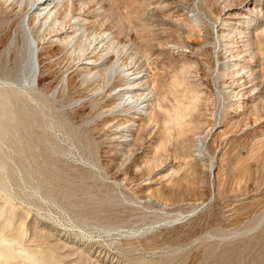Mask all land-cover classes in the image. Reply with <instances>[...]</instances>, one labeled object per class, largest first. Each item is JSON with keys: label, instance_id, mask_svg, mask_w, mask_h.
Masks as SVG:
<instances>
[{"label": "rangeland", "instance_id": "374dc122", "mask_svg": "<svg viewBox=\"0 0 264 264\" xmlns=\"http://www.w3.org/2000/svg\"><path fill=\"white\" fill-rule=\"evenodd\" d=\"M52 9L29 16L34 90L18 85L24 98L0 105L9 111L0 116V264H264V0ZM28 10L27 0H0L3 97ZM76 16L79 29L58 37ZM237 20L241 39L230 32ZM102 31L110 41L99 47ZM222 35L247 64L239 73L222 67ZM113 44L143 75L151 98L141 115L113 112L105 93ZM83 52L105 65L82 72ZM127 125L124 142L112 130Z\"/></svg>", "mask_w": 264, "mask_h": 264}, {"label": "bare ground", "instance_id": "6f19581e", "mask_svg": "<svg viewBox=\"0 0 264 264\" xmlns=\"http://www.w3.org/2000/svg\"><path fill=\"white\" fill-rule=\"evenodd\" d=\"M24 1H26V0H24ZM27 1L29 2V10L27 12L23 13L22 16H19V18L20 17L21 18H20V20L18 22V25H17V26H19V30H20L19 38H20V41L21 42H19L20 44L18 46H16V48H15V53H16V58L15 59L16 60H15V65L12 68L13 70L11 71V73L13 74L14 79L13 80H8L10 78L3 79V83L5 85H8V87L10 86L8 89H4L5 90V92H4L5 95L4 96L5 97H3L2 95H0V97L2 96L0 98V101H1L0 102V105L3 104L4 107H6V103H9L11 101H14V100H16V97H19L20 98V97H22L21 94H24V93L19 92V86L18 85H21L20 88H22L23 92H25V93H27L26 92L27 90L28 91L34 90L35 82H36L35 79L37 78L38 75H40V71H39V64L40 63H38V47L36 45V41H35V37H34V32H33L32 28L29 26V16H30V14H33L34 16L40 15V17L41 16L43 17V15H46V14L50 13L51 10L53 11L54 9H52V8H55V6L59 2H62L63 0H27ZM76 1H78V0H76ZM52 5H53V7H52ZM86 12H87V10H86ZM83 13H82V15H83ZM73 16H74V14H73ZM76 18H77V16H76ZM72 19L74 20L73 17H72ZM79 21H80V19L77 18L73 22L72 21L69 22V23H72V25L70 26V29L62 30V31L60 29L59 30L60 32L57 33V36L58 37H61V39L63 38V40H64V38H67V37H68V39H70L69 36L73 35L74 32H76L79 29ZM51 23H53V22H51ZM41 24H43V23H41ZM46 24H48V23H45V25ZM43 26H44V24H43ZM233 26L234 27L231 29L230 32L241 35V36H239V39H241V37H242V31H241V28L240 27L238 28V26H241V22H239L238 20L236 22L234 21ZM93 37H94V35H93ZM229 37L230 36L225 35L221 39L222 45L224 47V49L222 50V53H221L222 60H223L222 67L227 68V69H231L233 72L239 73L240 69L242 70L243 68H245L247 66V64L246 65H242V66H241V64H239L238 58L236 57V53H234L235 52L234 51V48L236 46H234L232 44L233 42L235 43V41H233V39L231 40ZM15 39H13V40H15ZM57 39H59V38H57ZM93 40L96 41V42L98 41V43L100 44L99 47L104 46L106 44L108 45V43L110 41L109 36L107 35L106 31H102V34L100 33V35L97 38H93ZM10 41H11V39H10ZM90 42H92V41H90ZM237 42H242V40H239L238 41V39H237L236 43ZM93 44H94V42H92V46H93ZM102 44H104V45H102ZM10 45H11V43H10ZM113 46H114V44H113ZM14 47H15V45H14ZM12 49H13V47H12ZM105 49H106V47H105ZM112 49L113 48H111V50ZM242 49H243V47H242ZM10 50H11V47H10ZM84 51H86V50L84 49ZM107 51H106V53H107ZM86 53L83 52L84 58L82 57L83 58V60L81 59L82 62L80 63L78 61L80 63V65H81V69H82L81 71L82 72H83V70L84 71H88V70H91L92 68H96V67L98 68V67H102L103 65H105L104 60H102L101 58L95 59L94 57H90V56H87V55L85 56ZM100 53H102V52H100ZM109 53H107L108 56H109ZM118 53H119V48L114 46L113 55H112L113 60L109 63V65L107 66L106 70L103 73V78H104V80L106 82V85H105L106 88H104L106 91L105 90L104 91H105V93H109L110 96H112L115 100H117V103L115 104V106L112 107V109L115 110L113 112L119 113V114H123V112H126L128 110H133L134 114L140 113V115H141V113L143 114L145 111H147V107L149 105L148 102L150 103V98H151V97L149 98V94L146 92V88L147 87L144 85L143 75H141V72L137 70L138 68H136L134 66H131V65H134V64H131V65H123L118 60L121 57V56L120 57L118 56ZM95 54H96V52H95ZM121 54L122 53L120 52V55ZM246 60H248V59H246ZM100 74L102 75L101 72H100ZM2 77L5 78L4 75ZM18 80L21 81V84L20 83H17ZM1 82H2V80H1ZM16 85H17V89L18 90H16L15 87H14ZM245 90H247V88ZM0 91H2V90H0ZM101 93H102V91H101ZM105 93H103V94H105ZM236 93H237V91H236ZM248 93H250V92H248ZM109 94H107V95H109ZM238 94L240 95L242 93L239 92ZM238 94H236V96ZM27 96H28V94H27ZM232 96H235V95H232ZM243 97H244V95H243ZM23 98L24 97H22L20 99H23ZM239 100L241 101V99H239ZM240 101H237V102H240ZM24 102H25V99H24ZM237 102H235V103H237ZM4 107H1L0 106V116H3L5 118V117L9 116V111L8 110L4 111L5 110ZM20 114H23V113H20ZM10 123H11L10 121H7L6 122V124H9V125H10ZM128 125L129 126H131V125L133 126L135 124L134 123H129ZM128 125H127V127L126 126H117L116 128H114V130H112L114 134L120 135V137L123 138V141L124 142H127L129 140L128 139V132H127L129 130L128 129ZM7 127H8V125H7ZM3 129H4V126H3ZM8 130L9 129H5V132H7ZM126 132H127V135H126ZM7 133L9 135V132H7ZM3 256L4 257H7L9 255L8 254H3ZM30 258H28V259H30ZM104 258H105V256H104Z\"/></svg>", "mask_w": 264, "mask_h": 264}]
</instances>
